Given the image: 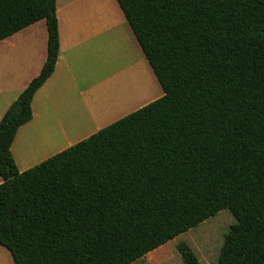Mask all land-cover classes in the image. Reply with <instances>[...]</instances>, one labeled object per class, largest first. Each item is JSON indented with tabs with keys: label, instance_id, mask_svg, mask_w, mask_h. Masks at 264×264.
Returning a JSON list of instances; mask_svg holds the SVG:
<instances>
[{
	"label": "trees",
	"instance_id": "trees-1",
	"mask_svg": "<svg viewBox=\"0 0 264 264\" xmlns=\"http://www.w3.org/2000/svg\"><path fill=\"white\" fill-rule=\"evenodd\" d=\"M118 2L163 95L20 171L12 143L59 57L57 0H0V41L48 30L0 121V244L14 264H133L230 209L264 245V0ZM235 254L229 231L217 264Z\"/></svg>",
	"mask_w": 264,
	"mask_h": 264
},
{
	"label": "crops",
	"instance_id": "crops-1",
	"mask_svg": "<svg viewBox=\"0 0 264 264\" xmlns=\"http://www.w3.org/2000/svg\"><path fill=\"white\" fill-rule=\"evenodd\" d=\"M60 52L53 74L32 100L33 117L12 143L20 171L56 153L163 95L162 86L146 58L118 0H57ZM135 36L140 65L158 94L132 107L146 89L126 97L98 94L91 53L108 49L123 37ZM48 30L41 19L0 41V121L9 106L41 71L47 58ZM142 51V52H141ZM161 86V88H160ZM150 90V87H149ZM3 179L0 176V184ZM0 264H14L12 253L0 244Z\"/></svg>",
	"mask_w": 264,
	"mask_h": 264
},
{
	"label": "rangeland",
	"instance_id": "rangeland-1",
	"mask_svg": "<svg viewBox=\"0 0 264 264\" xmlns=\"http://www.w3.org/2000/svg\"><path fill=\"white\" fill-rule=\"evenodd\" d=\"M125 37L124 40L121 39V43L117 44L118 40L115 41L105 52L97 49L91 53L90 58L92 62L95 61L92 72H96L100 96L111 94L113 98L117 95L126 97L129 94H138L144 89L148 91L145 96H141L142 99L138 98L132 103L131 106L134 107L158 94L160 89L151 88L140 65L142 58L134 44L137 42L135 36L132 40ZM229 231L236 237L233 264H264V245L254 246L230 209L222 210L133 264H186L183 248L191 251L200 264H217L225 235Z\"/></svg>",
	"mask_w": 264,
	"mask_h": 264
},
{
	"label": "bare ground",
	"instance_id": "bare-ground-1",
	"mask_svg": "<svg viewBox=\"0 0 264 264\" xmlns=\"http://www.w3.org/2000/svg\"><path fill=\"white\" fill-rule=\"evenodd\" d=\"M125 39H126V37H125ZM123 40H124V37H123Z\"/></svg>",
	"mask_w": 264,
	"mask_h": 264
}]
</instances>
